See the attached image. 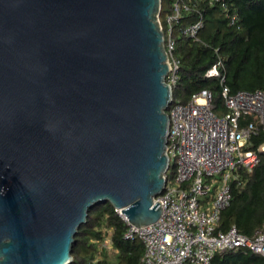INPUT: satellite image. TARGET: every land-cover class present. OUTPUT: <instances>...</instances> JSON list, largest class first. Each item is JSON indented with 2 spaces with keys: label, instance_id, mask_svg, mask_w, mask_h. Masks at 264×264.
Returning a JSON list of instances; mask_svg holds the SVG:
<instances>
[{
  "label": "water",
  "instance_id": "95a60500",
  "mask_svg": "<svg viewBox=\"0 0 264 264\" xmlns=\"http://www.w3.org/2000/svg\"><path fill=\"white\" fill-rule=\"evenodd\" d=\"M162 0H0V264H71L96 205L163 213Z\"/></svg>",
  "mask_w": 264,
  "mask_h": 264
},
{
  "label": "built area",
  "instance_id": "2783aa9c",
  "mask_svg": "<svg viewBox=\"0 0 264 264\" xmlns=\"http://www.w3.org/2000/svg\"><path fill=\"white\" fill-rule=\"evenodd\" d=\"M211 4L227 6L222 0ZM181 8L167 17L165 46L170 71L166 83L177 85L179 61L174 56V23ZM231 23L238 21L232 15ZM204 28L198 20L182 28L183 36L198 39ZM223 60L206 72L207 78H220ZM224 110L213 102V94L202 90L186 103H174L167 110L169 129L166 152L170 168L166 187L154 202L163 205V213L153 224L137 227L121 210L127 224L126 240H140L145 246L144 264H212L214 257L231 250H249L264 257V234L248 237L232 226L219 230L222 212L233 199V185L244 186V174L251 173L264 154V90L222 92ZM262 133L263 143L250 149L252 138ZM110 240H106V243Z\"/></svg>",
  "mask_w": 264,
  "mask_h": 264
},
{
  "label": "trees",
  "instance_id": "16d2710c",
  "mask_svg": "<svg viewBox=\"0 0 264 264\" xmlns=\"http://www.w3.org/2000/svg\"><path fill=\"white\" fill-rule=\"evenodd\" d=\"M211 4L208 0H162L160 14L165 35L167 17L181 8L174 23L179 61L178 81L173 91L174 103H186L202 90L213 94L214 105L224 110L222 92L228 87L231 94L241 91L264 90V0H222ZM238 21L231 23V16ZM203 20L204 28L198 39L182 35L185 26ZM221 58L220 78H207L206 72ZM263 143L260 133L252 138L250 149ZM244 186L233 185V199L221 214L219 230L236 226L242 234L253 237L264 234V154L251 173L243 176ZM128 227L110 204H99L90 211L87 222L75 236L71 264H144L145 246L140 240H126ZM110 240L111 256L106 240ZM212 264H264V257L249 250H231L217 254Z\"/></svg>",
  "mask_w": 264,
  "mask_h": 264
},
{
  "label": "rangeland",
  "instance_id": "374dc122",
  "mask_svg": "<svg viewBox=\"0 0 264 264\" xmlns=\"http://www.w3.org/2000/svg\"><path fill=\"white\" fill-rule=\"evenodd\" d=\"M106 245L108 246V248H110V254H111V256H113L114 255V250L113 249H111V244L110 243H106Z\"/></svg>",
  "mask_w": 264,
  "mask_h": 264
}]
</instances>
